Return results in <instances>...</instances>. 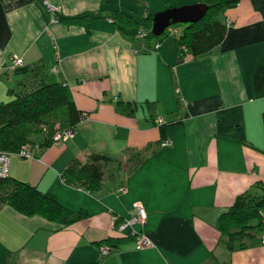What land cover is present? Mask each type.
I'll use <instances>...</instances> for the list:
<instances>
[{"label":"crops","instance_id":"obj_1","mask_svg":"<svg viewBox=\"0 0 264 264\" xmlns=\"http://www.w3.org/2000/svg\"><path fill=\"white\" fill-rule=\"evenodd\" d=\"M200 1L0 0V103L41 81L58 82L84 114L66 143L35 149L32 159L12 155L8 175L86 213L61 228L0 201V264H264L261 233L228 239L218 227L238 198L264 195V97L255 98L252 85L264 51V0H240L217 14L223 37L202 54L180 48L171 28L143 38L110 18L119 9L140 22ZM82 13L100 17L58 19ZM18 57L26 73H15ZM156 115L164 125L154 124ZM93 155L102 157L93 162L98 189L61 182L71 162ZM136 202L147 218L133 228L153 243L139 250L131 229H114ZM110 237L125 240L104 243L110 249L102 256L98 243Z\"/></svg>","mask_w":264,"mask_h":264},{"label":"trees","instance_id":"obj_2","mask_svg":"<svg viewBox=\"0 0 264 264\" xmlns=\"http://www.w3.org/2000/svg\"><path fill=\"white\" fill-rule=\"evenodd\" d=\"M239 1L201 0L200 2L207 4L209 9L202 19L186 24L174 35L178 46L186 47L195 54L205 53L216 46L223 37L221 24L215 20L216 15ZM98 17L100 15L96 13H82L71 17L59 16L58 19L67 24H84ZM152 17V14H147L139 22L129 12L118 9L110 18L121 32L137 35L143 29L147 33L145 38H157L158 36L151 33ZM26 72L27 70L22 67L15 68L16 74ZM252 85L255 98L264 97V51L253 72ZM83 117L84 114L75 106L66 85L41 81L32 87L15 92L10 100L0 103V146L10 152H15L25 143H37L39 145L37 149L47 148L57 130L75 127ZM100 158L102 157L93 155L88 163L83 164L77 160L71 162L62 173L65 183L84 186L88 190L98 189L101 185V172L93 162ZM0 201L22 215L40 216L61 228L86 217L84 211H74L64 206L55 195L43 192L36 186L11 178L9 175L0 178ZM263 210L264 195L250 197L246 194L238 198L219 218L221 238L251 235L256 233V230L264 232ZM253 219L257 220V224H251ZM128 238L133 237L129 235ZM122 240L125 238L110 237L98 244L101 246L105 243L110 247H117ZM239 244L244 245V242L240 241ZM228 245L226 242V246ZM67 264L102 263L99 260Z\"/></svg>","mask_w":264,"mask_h":264},{"label":"built area","instance_id":"obj_3","mask_svg":"<svg viewBox=\"0 0 264 264\" xmlns=\"http://www.w3.org/2000/svg\"><path fill=\"white\" fill-rule=\"evenodd\" d=\"M48 10L50 13L54 14L58 8L54 6L48 7ZM229 21L226 23V25H229ZM168 31V30H167ZM176 31L175 30H170V34L175 35ZM146 31L141 29L138 32V36L140 37H145L146 36ZM160 47V43H157L155 45V48L158 49ZM23 64L22 58L18 57L15 59H12L11 65L13 68L19 67ZM185 103V102H184ZM154 124L156 126H162L165 124L164 119L156 115L153 118ZM75 127L72 128H67L64 130H57L51 138V143L50 146H58L66 143L68 140H70L74 134H75ZM170 141H164L161 143V146H166L169 145ZM39 148V145L37 143H25L22 146L18 148L15 152H10V151H5L1 148L0 146V178H5L8 176L9 173V166H10V157L12 155H16L21 158H26V159H32L34 157V150ZM60 180L62 183H65V180L62 176L60 175ZM126 191L125 186H120L116 189V192L118 193H124ZM147 218V213L144 208V206L140 202L134 203V213L131 215L129 218H122L117 220V223L114 225V229L118 232H122L125 229L129 228L131 229V236L133 237V242L135 249H143L145 247H152L153 243L150 241V239L142 232L136 231L133 226L134 225H142ZM263 222H264V217H263ZM261 243H264V232L261 236ZM109 247L108 246H103L101 245L99 247L100 253L102 256L107 255L109 253Z\"/></svg>","mask_w":264,"mask_h":264},{"label":"water","instance_id":"obj_4","mask_svg":"<svg viewBox=\"0 0 264 264\" xmlns=\"http://www.w3.org/2000/svg\"><path fill=\"white\" fill-rule=\"evenodd\" d=\"M209 6L205 3H195L180 7H170L153 14L151 33L160 36L166 28L177 23H195L207 13Z\"/></svg>","mask_w":264,"mask_h":264},{"label":"rangeland","instance_id":"obj_5","mask_svg":"<svg viewBox=\"0 0 264 264\" xmlns=\"http://www.w3.org/2000/svg\"><path fill=\"white\" fill-rule=\"evenodd\" d=\"M187 23H177V24H173V25H171V26H169L168 28H171V29H176V30H178V31H181L184 27H185V25H186ZM168 28H166V30L164 31V34H161L160 36H158V37H163L164 35H166L167 34V30H168ZM11 81H15V79L14 78H9V83H10V85H9V87H11V88H13V90H15V91H17L18 89L16 88V86L14 85V83L12 84V82ZM5 83H6V81H4ZM14 85V86H13ZM13 86V87H12ZM2 86H1V84H0V90L2 91ZM6 100H8V99H5V101ZM43 128V127H42ZM251 224L252 225H255V224H257V220H253L252 222H251ZM256 233L257 234H259V233H261V235L263 234V232H260V231H258V230H256Z\"/></svg>","mask_w":264,"mask_h":264}]
</instances>
